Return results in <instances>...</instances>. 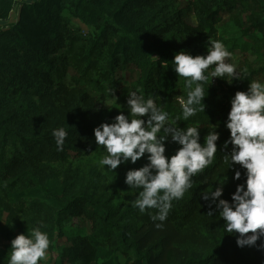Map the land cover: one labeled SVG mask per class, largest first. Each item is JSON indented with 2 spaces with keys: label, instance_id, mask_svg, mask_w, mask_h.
Returning <instances> with one entry per match:
<instances>
[{
  "label": "trees",
  "instance_id": "16d2710c",
  "mask_svg": "<svg viewBox=\"0 0 264 264\" xmlns=\"http://www.w3.org/2000/svg\"><path fill=\"white\" fill-rule=\"evenodd\" d=\"M250 1L264 15V0H187L198 21L189 30L176 0H0V74L8 75L0 77V242L7 257L14 226L26 235L40 227L49 236L47 252H55L67 221L81 219L63 250L70 264H264V250L238 247L218 211L209 215L210 201L202 199L225 183L221 198L230 201L243 183L244 170L235 180L239 165L231 167L221 150L229 136L224 121L236 91H246L252 80L264 83V67L241 70V80L225 77L231 84L218 78L220 87L210 77L205 111L177 121L198 127L201 143L215 129L220 139L213 163L192 177V188L172 202L163 222L151 219L155 209L141 213L134 201L120 200L130 190L126 171L146 160L102 169L106 153L93 133L120 111L127 114L130 91L152 94L170 117L180 114L176 96L186 97L184 79L172 63L179 51L206 54L214 39L232 52L256 54L264 18L247 21L243 8ZM66 11L88 35L77 33ZM70 50L85 54V71L93 68V76L84 71L67 81ZM58 127L68 132L63 151L52 135ZM177 147L169 138L167 154Z\"/></svg>",
  "mask_w": 264,
  "mask_h": 264
},
{
  "label": "clouds",
  "instance_id": "9594fccd",
  "mask_svg": "<svg viewBox=\"0 0 264 264\" xmlns=\"http://www.w3.org/2000/svg\"><path fill=\"white\" fill-rule=\"evenodd\" d=\"M231 56L219 40L207 42L206 54L177 52L172 59L173 70L184 79L186 92V97L176 96L180 114L170 117L152 94L145 98L141 92L130 91L125 105L127 114L120 111L111 122H102L93 129L95 144L103 146L106 153L99 160L102 169L107 166V170L115 171L122 164L135 165L141 159L146 160L142 166L126 171L124 183L136 196L134 206L141 213L156 210L155 214L149 212L153 221H165L172 202L182 199L192 188V177L215 159L220 133L216 129L209 132L201 143L198 127H181L177 121H188L205 111L204 99L209 93L205 92L204 83L210 77L241 80L236 65L226 62ZM224 126L229 136L221 150L231 167L239 165L233 178L240 180L243 169L244 180L236 185L230 201L221 198L225 183H218L202 199L210 201L209 215L218 211L225 231L236 237L238 247L264 250V83L252 80L246 91L234 93ZM161 131L163 135H158ZM52 135L57 149L63 151L68 132L58 127ZM169 138L178 145L174 154L166 152ZM162 226L156 224L157 228ZM257 241L261 243L257 245ZM49 245V236L40 227L33 228L30 235L20 233L11 240L9 264H38L46 258Z\"/></svg>",
  "mask_w": 264,
  "mask_h": 264
},
{
  "label": "rangeland",
  "instance_id": "374dc122",
  "mask_svg": "<svg viewBox=\"0 0 264 264\" xmlns=\"http://www.w3.org/2000/svg\"><path fill=\"white\" fill-rule=\"evenodd\" d=\"M188 1H190V3L193 2V0H188ZM176 2L178 5H180V7H182L185 10L184 21L187 24V28L189 30L195 29L198 26V21L196 18V14L193 11H191L189 7H186L187 0H176ZM243 9H244V15L247 21L249 22L254 23L264 18V15L258 9L257 4H255V1H250L248 5ZM65 14L69 16L70 18H72L69 11H66ZM11 21L13 20H10V22ZM3 24L4 23L0 22V28L3 27ZM237 24L238 26H240V23H237ZM72 26L77 31V33L88 35L90 32V29L86 25L81 24L78 20L73 19V18H72ZM259 38L260 39L257 44L256 54H253L252 52L243 54L241 53L240 50L232 52L230 51L231 49H228V47L230 48L231 45L227 46L226 48L232 53V56L230 58H227L226 62L235 64L236 70L239 73L243 69L257 70V69L263 68L264 67V33L261 34ZM206 50H207V47L205 51ZM67 54L69 57V61L73 64L71 65L69 69H67V81H71V79L75 75H77L80 72L85 71L83 62L86 58L83 52L76 54V53L71 52L70 50L67 52ZM65 68L66 67L62 64L60 67V70H63V69L65 70ZM85 72L89 73L90 76H93L95 74V70L90 67L86 69ZM0 77L2 78L3 81L4 80L6 81V79L8 78V75L5 73H1ZM226 78H230V77H226ZM214 80H216V83L213 82ZM260 81H263V80L261 79ZM210 83L214 87H220L218 78H213V79L211 78ZM135 198L136 196L130 193V190H128L121 195L120 200H122L123 202L127 204L131 201H134ZM81 221L83 220L69 219L65 225V235H66L65 239L60 242V245L55 252H47L46 258L39 261L38 264H70L63 250L64 248L70 245L67 239H69L77 231H79V228L82 225ZM14 228H15V231H14L15 235L24 233L22 231L19 232L20 230L17 226H14ZM0 253L1 254L6 253L5 255L7 257L6 247L2 242H0ZM9 258L10 257H7L6 262L4 264H9Z\"/></svg>",
  "mask_w": 264,
  "mask_h": 264
},
{
  "label": "built area",
  "instance_id": "2783aa9c",
  "mask_svg": "<svg viewBox=\"0 0 264 264\" xmlns=\"http://www.w3.org/2000/svg\"><path fill=\"white\" fill-rule=\"evenodd\" d=\"M213 82L216 83V80H214Z\"/></svg>",
  "mask_w": 264,
  "mask_h": 264
}]
</instances>
